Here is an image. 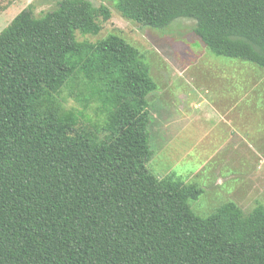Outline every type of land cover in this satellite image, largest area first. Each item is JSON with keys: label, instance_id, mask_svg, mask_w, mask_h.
<instances>
[{"label": "trees", "instance_id": "obj_1", "mask_svg": "<svg viewBox=\"0 0 264 264\" xmlns=\"http://www.w3.org/2000/svg\"><path fill=\"white\" fill-rule=\"evenodd\" d=\"M110 1L143 27L191 19L210 53L264 69V0ZM99 17L105 5L58 0L0 31V264H264L263 205L245 213L226 201L200 217L188 200L201 188L148 169L145 96L156 85L123 38L76 39ZM76 73L104 87L102 136L67 130L72 110L50 113L46 99Z\"/></svg>", "mask_w": 264, "mask_h": 264}, {"label": "rangeland", "instance_id": "obj_2", "mask_svg": "<svg viewBox=\"0 0 264 264\" xmlns=\"http://www.w3.org/2000/svg\"><path fill=\"white\" fill-rule=\"evenodd\" d=\"M57 1L0 0V31L20 10L40 16ZM89 1L105 5L110 17H99L96 33L76 31V39L123 38L140 52L156 85L145 96L153 152L148 169L159 179L201 188L196 199L188 200L200 217L226 201L245 213L264 206V69L210 53L191 19L177 18L162 29L143 27L124 19L110 0ZM96 58L90 54L89 63ZM100 89L99 80L93 84L76 73L46 103L51 114L64 119L73 111L77 123H65L67 130L84 128L102 136L108 115L98 100Z\"/></svg>", "mask_w": 264, "mask_h": 264}]
</instances>
